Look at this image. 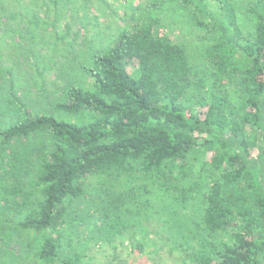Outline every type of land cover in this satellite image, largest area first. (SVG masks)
<instances>
[{
	"label": "trees",
	"instance_id": "trees-1",
	"mask_svg": "<svg viewBox=\"0 0 264 264\" xmlns=\"http://www.w3.org/2000/svg\"><path fill=\"white\" fill-rule=\"evenodd\" d=\"M166 1L202 42L196 62L171 37L188 28L161 23ZM42 2L0 0V249L93 264L150 207L143 222L189 264H264V0H146L82 76L46 83L16 47Z\"/></svg>",
	"mask_w": 264,
	"mask_h": 264
},
{
	"label": "rangeland",
	"instance_id": "rangeland-1",
	"mask_svg": "<svg viewBox=\"0 0 264 264\" xmlns=\"http://www.w3.org/2000/svg\"><path fill=\"white\" fill-rule=\"evenodd\" d=\"M145 1L43 0L42 4L37 7V11H30L28 14L30 15L26 22L28 25L20 33H17V41L21 46L16 47L30 49L31 52L26 53L28 60L30 57L32 60L35 59V66L40 70V66L47 68L43 72V75L48 74L43 79L45 83L49 82L56 74V70L64 76L66 75L67 78L82 76L79 68L88 62L86 54H90L91 49H96L95 45L97 44L98 48L107 46L123 22L125 23L135 13V7L145 4ZM233 1L237 9L240 10L247 0ZM158 10L163 11L159 17L161 23L166 27L173 26V22H171L173 20L176 24L182 23L185 29L188 28L189 33L185 34L178 28L173 29L171 37L178 36L187 39L188 47L191 50L197 49L191 55V59L196 62L201 52L202 42L194 33H191L185 9L177 2L166 1ZM248 26L247 22L243 23V27ZM192 29L194 31V28ZM195 32H199V30ZM44 49H49L52 52V58L51 52H49V60H46L43 55L47 54ZM54 56L58 57L59 62L54 61ZM37 73L38 71L35 72V75L40 83L43 76L40 77ZM152 212L153 209L149 207L140 214L131 215L124 232L111 238L112 244H116L115 249L111 248L108 243L102 244L101 247H90L89 254L93 264H189L185 252L170 249L172 242L167 239L166 227L162 229L157 223L143 222L145 217L154 219ZM155 219L159 220V215ZM155 229L159 232H155ZM28 232L26 231V233ZM26 236L28 237L25 235L24 238ZM24 241L26 242L22 243V252L17 249V244H9L1 248L0 264H17L18 262L26 264L25 258L30 252L26 245L27 239ZM90 242L94 245L95 241ZM32 261L29 263L33 264Z\"/></svg>",
	"mask_w": 264,
	"mask_h": 264
}]
</instances>
